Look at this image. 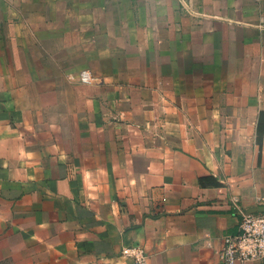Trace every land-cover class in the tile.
Returning a JSON list of instances; mask_svg holds the SVG:
<instances>
[{
	"label": "crops",
	"instance_id": "crops-1",
	"mask_svg": "<svg viewBox=\"0 0 264 264\" xmlns=\"http://www.w3.org/2000/svg\"><path fill=\"white\" fill-rule=\"evenodd\" d=\"M14 39L37 53L4 85L0 68V246L20 264H132L134 246L219 264L232 198L264 206V0H0Z\"/></svg>",
	"mask_w": 264,
	"mask_h": 264
},
{
	"label": "built area",
	"instance_id": "built-area-1",
	"mask_svg": "<svg viewBox=\"0 0 264 264\" xmlns=\"http://www.w3.org/2000/svg\"><path fill=\"white\" fill-rule=\"evenodd\" d=\"M236 206L238 231L222 238V247L218 253L219 264H252L264 262V213H248ZM237 204V205H236ZM120 255L129 259L132 264H146L145 251L140 246L123 248Z\"/></svg>",
	"mask_w": 264,
	"mask_h": 264
},
{
	"label": "rangeland",
	"instance_id": "rangeland-1",
	"mask_svg": "<svg viewBox=\"0 0 264 264\" xmlns=\"http://www.w3.org/2000/svg\"><path fill=\"white\" fill-rule=\"evenodd\" d=\"M9 33H10L9 30L2 29L3 38H7ZM15 37L19 38L16 35L13 38ZM12 42H13L12 44L11 43L8 44V42L6 41L4 44L0 46V68L2 70L1 85L9 83V81H5V78L3 77V75H5L6 72H8V69H17L20 67L19 65L21 63V60L18 59L20 52L23 54L25 48L30 47L33 53H37L35 48H33L31 45H20L18 44L17 39H14ZM48 46L51 47L52 45H48ZM11 56H13L14 59H11ZM6 98H9V93L6 94ZM24 100H25L24 97L20 98V102H24ZM0 264H20V263H18L17 259L14 258V256L8 253V250L5 246H0Z\"/></svg>",
	"mask_w": 264,
	"mask_h": 264
},
{
	"label": "trees",
	"instance_id": "trees-1",
	"mask_svg": "<svg viewBox=\"0 0 264 264\" xmlns=\"http://www.w3.org/2000/svg\"><path fill=\"white\" fill-rule=\"evenodd\" d=\"M263 114H260V118L257 124V141L260 143L263 134ZM198 183L201 187H220L221 184L213 177H202L198 179Z\"/></svg>",
	"mask_w": 264,
	"mask_h": 264
},
{
	"label": "water",
	"instance_id": "water-1",
	"mask_svg": "<svg viewBox=\"0 0 264 264\" xmlns=\"http://www.w3.org/2000/svg\"><path fill=\"white\" fill-rule=\"evenodd\" d=\"M248 213L253 214V213H264V206H258L255 208H251L248 210Z\"/></svg>",
	"mask_w": 264,
	"mask_h": 264
}]
</instances>
